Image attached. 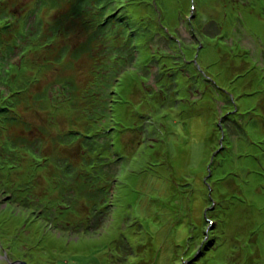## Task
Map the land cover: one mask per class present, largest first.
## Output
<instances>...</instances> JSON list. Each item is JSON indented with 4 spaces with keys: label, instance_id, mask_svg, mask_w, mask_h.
<instances>
[{
    "label": "rangeland",
    "instance_id": "rangeland-1",
    "mask_svg": "<svg viewBox=\"0 0 264 264\" xmlns=\"http://www.w3.org/2000/svg\"><path fill=\"white\" fill-rule=\"evenodd\" d=\"M8 85L0 264H264V0H0Z\"/></svg>",
    "mask_w": 264,
    "mask_h": 264
},
{
    "label": "trees",
    "instance_id": "trees-1",
    "mask_svg": "<svg viewBox=\"0 0 264 264\" xmlns=\"http://www.w3.org/2000/svg\"><path fill=\"white\" fill-rule=\"evenodd\" d=\"M16 66H18V64H16ZM18 67H20V66H18ZM97 72H98V70H97ZM112 72H113L112 76H113L114 80H115V81H118V76H119V74L121 73V70H118L117 73H115L114 71H112ZM99 73H100V71H99ZM8 87H10L9 90L12 91V87H13V86L8 85ZM13 92H14V91H12L11 93H8L9 103H7V99H8V98H6L7 95L3 96L4 99H2L1 104H0V112H2V111L4 110L3 108H7V106L12 107V108H11L12 111L15 109V107L13 108V106L15 105V103L11 101L12 98H13V96H12V95H13ZM109 92H110V91H109ZM110 93H112V96H115L117 92H115V93L110 92ZM3 95H4V94H3ZM0 99H1V98H0ZM60 102H61V101H60ZM12 104H14V105H12ZM56 106H57V105H56ZM56 106H55V107H56ZM15 111H16V109H15ZM15 111H14V112H15ZM14 112H13V114H14ZM16 112H17V111H16ZM8 113H9V112H8ZM10 114H12V113H10ZM13 114H12V115H13Z\"/></svg>",
    "mask_w": 264,
    "mask_h": 264
},
{
    "label": "water",
    "instance_id": "water-1",
    "mask_svg": "<svg viewBox=\"0 0 264 264\" xmlns=\"http://www.w3.org/2000/svg\"><path fill=\"white\" fill-rule=\"evenodd\" d=\"M13 264H27V263L25 261L20 260L18 262L13 263Z\"/></svg>",
    "mask_w": 264,
    "mask_h": 264
}]
</instances>
